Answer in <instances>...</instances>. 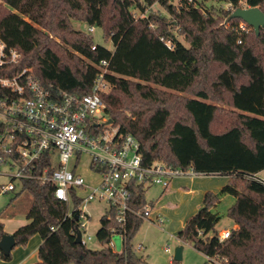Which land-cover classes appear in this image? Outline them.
Returning a JSON list of instances; mask_svg holds the SVG:
<instances>
[{
  "label": "trees",
  "instance_id": "16d2710c",
  "mask_svg": "<svg viewBox=\"0 0 264 264\" xmlns=\"http://www.w3.org/2000/svg\"><path fill=\"white\" fill-rule=\"evenodd\" d=\"M156 2L167 15L135 16ZM225 2L264 11V0ZM214 8L206 0H0V36L23 55L11 74L33 66L35 77L57 96L90 92L96 64L107 60L105 115L139 140L145 165L159 160L230 176L219 192L205 193L178 232L180 240L226 257L228 264H264V180L258 176L264 169V27L259 35H245L243 20L232 18L226 28L221 16L232 9ZM76 20L101 26L112 47L95 43L90 31L74 26ZM132 190L137 207H154L146 188L134 183ZM54 191L50 182L24 179L16 194L28 193L31 200L30 221L14 232L16 246L39 234L35 264L147 263L134 245L143 218L131 215L121 228L109 210L96 232L102 247L91 249L76 241L81 221L68 215V204ZM222 195L235 198L227 214L236 226L224 240L216 228L221 215L213 209ZM80 204L76 199L75 207ZM5 233L0 221V238ZM115 234L122 235L121 250L111 245ZM0 252L11 259V252Z\"/></svg>",
  "mask_w": 264,
  "mask_h": 264
},
{
  "label": "built area",
  "instance_id": "2783aa9c",
  "mask_svg": "<svg viewBox=\"0 0 264 264\" xmlns=\"http://www.w3.org/2000/svg\"><path fill=\"white\" fill-rule=\"evenodd\" d=\"M240 27L247 31L249 25L242 21ZM89 31L93 32L94 26ZM22 57L18 48L0 36V162L9 166L10 176L0 192L13 191L17 184L21 187L24 179L52 183L56 197L68 204V215L81 221L83 244H87L84 232L89 215L82 207L96 200L108 205L106 213L114 211L121 228L131 215L163 223L161 215L153 216L150 202L140 208L134 204L133 184L166 189L176 177L202 174L193 167H174L159 160L143 163L139 140L131 133H121L105 115L102 93L111 88L106 78L108 61L96 64L90 92L78 97L64 91L59 96L53 94L35 77L33 66L11 74ZM85 155L90 158V172L99 177L96 184L88 182L80 171ZM76 199L81 200L78 207ZM230 234L231 228H225L219 231V238L224 240ZM164 250L171 252L170 245ZM205 256V264H228L226 257ZM172 257L169 264H175V252Z\"/></svg>",
  "mask_w": 264,
  "mask_h": 264
},
{
  "label": "rangeland",
  "instance_id": "374dc122",
  "mask_svg": "<svg viewBox=\"0 0 264 264\" xmlns=\"http://www.w3.org/2000/svg\"><path fill=\"white\" fill-rule=\"evenodd\" d=\"M226 0H206L208 6L215 7L214 9L220 10L221 8L232 9L231 5L225 2ZM240 7H247L241 5ZM216 10V11H217ZM150 12L152 13H162L167 15L165 8L159 3L156 2L152 6H149L147 10L140 11L135 10L134 13L136 17H143ZM220 24L226 28H230L232 23L228 21V17L221 16ZM74 26L77 29L83 31H89L90 25L84 21H75ZM254 29L252 27H247V31H244L245 35H250ZM93 40L95 43L104 44L108 47H112V41H106L104 37V29L101 26H94V31L91 32ZM178 38L183 40V35L177 34ZM64 47L69 48L64 44L60 39H57ZM180 94V93H178ZM80 171L88 182L91 184H96L99 180V177L93 172H90V158L88 155H85L82 159V165ZM0 184L8 180V176L2 172L8 171L9 166L5 163L0 162ZM225 175H198L196 178L201 182L209 184L210 187H217L221 183ZM8 182V181H7ZM6 182V183H7ZM18 182V181H17ZM19 183V182H18ZM213 185V186H212ZM162 188L158 185H150L146 189V200H153L156 204L155 209L159 210L161 216L164 218L163 223L152 222L149 219L144 220L141 228L134 238V245L137 253L142 255L146 260V264H169L172 260V255L174 254L175 248L178 245H183V257L180 261H175V264H203L206 261V256L190 243H183L178 238V232L184 228L186 221L195 214L199 208L202 206V200L195 194L185 195L184 190L188 188L181 187V189L170 188L168 192L162 194ZM211 190V189H210ZM213 191V190H212ZM13 196L11 192L7 194H2L0 196V212L4 209L7 201ZM231 195H222L218 204L213 208L221 215V220L217 224L216 228L222 230L224 228H233L234 220L230 218L227 214L228 208L234 203L228 206L229 197ZM232 197V196H231ZM19 202L23 203L25 200H30V195L28 193H22L19 195ZM197 202H200L198 210H194V206ZM108 205L104 202L93 201L87 204L86 208H83L86 213L89 215V218H86V229L84 232V237L86 239L87 246L91 249L101 248V244L96 237V232L100 228V217L104 215L107 211ZM73 209V204L71 205ZM193 211V213H192ZM191 213V214H190ZM90 236V238H88ZM31 238V237H30ZM142 246H139V245ZM166 244L170 245L171 252L167 253L164 250ZM115 249L120 250L122 248V235L115 234L112 238V244ZM26 246V245H25ZM1 255V253H0ZM2 259V258H1ZM12 259V253H11ZM10 259V260H11ZM4 260V259H2ZM4 260V261H10Z\"/></svg>",
  "mask_w": 264,
  "mask_h": 264
},
{
  "label": "crops",
  "instance_id": "0c3cea01",
  "mask_svg": "<svg viewBox=\"0 0 264 264\" xmlns=\"http://www.w3.org/2000/svg\"><path fill=\"white\" fill-rule=\"evenodd\" d=\"M2 173L8 176L7 181H9L10 180V176L8 174L9 172L5 171ZM258 176H260L264 180V169L258 173ZM221 179L222 181L221 183H219V185H217V187H210L209 184L207 185L206 183L198 180L196 176H193V177L192 176H181V177L174 178L171 181L168 188L164 189L161 186L160 187L163 189L162 194H165L166 192H168L170 188L172 189H175V187H177V189H181V187L188 188V190L183 191L185 195L195 194L196 196L200 198V201L202 200V205H203V198H204L205 193L207 191H212V190L213 192H219L221 188L227 182H229L230 176H225ZM6 182H2L0 186L2 184H5ZM19 190H20V185L17 184V188L13 191H7L5 193L0 192V196L2 194H7L9 192L13 194L10 200L7 201V204L5 205L4 209L0 212V221L3 222L4 230L6 231V233H14L20 226L30 221L27 218V213H28L31 200L29 201L25 200V202L23 203L19 202V198H18L19 196L16 197V194L19 192ZM228 197H229L228 206H230V204L233 203L234 198L231 196H228ZM199 204L200 202H197L195 204L194 210H198L197 208L199 207ZM155 207H156V204L154 202V208ZM156 215H161L159 210L157 209H155L153 216H156ZM235 226L236 224H234V227ZM222 230H219V231H222ZM41 243H42L41 236L39 234L33 235L27 242L26 246H15L11 250L12 259L10 261L2 260L1 255H0V264H35V263H38L40 261L39 256H38V249Z\"/></svg>",
  "mask_w": 264,
  "mask_h": 264
},
{
  "label": "water",
  "instance_id": "95a60500",
  "mask_svg": "<svg viewBox=\"0 0 264 264\" xmlns=\"http://www.w3.org/2000/svg\"><path fill=\"white\" fill-rule=\"evenodd\" d=\"M241 18L250 27H252L256 35L260 34L261 28L264 27V11L258 6L238 7L228 17ZM109 122H113L109 119ZM76 241L82 242V232L79 231L76 235ZM16 246V238L14 233H5L0 238V250L6 254ZM175 260L180 261L183 257V245H178L175 248Z\"/></svg>",
  "mask_w": 264,
  "mask_h": 264
}]
</instances>
